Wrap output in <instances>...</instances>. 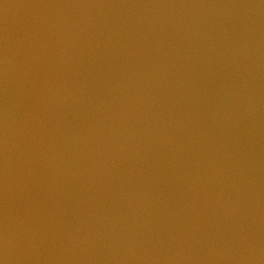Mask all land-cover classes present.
<instances>
[{
	"label": "water",
	"instance_id": "1",
	"mask_svg": "<svg viewBox=\"0 0 264 264\" xmlns=\"http://www.w3.org/2000/svg\"><path fill=\"white\" fill-rule=\"evenodd\" d=\"M3 264H264V0H0Z\"/></svg>",
	"mask_w": 264,
	"mask_h": 264
},
{
	"label": "snow or ice",
	"instance_id": "2",
	"mask_svg": "<svg viewBox=\"0 0 264 264\" xmlns=\"http://www.w3.org/2000/svg\"><path fill=\"white\" fill-rule=\"evenodd\" d=\"M0 264H3V261H0Z\"/></svg>",
	"mask_w": 264,
	"mask_h": 264
}]
</instances>
